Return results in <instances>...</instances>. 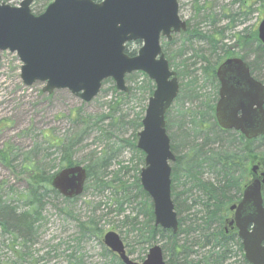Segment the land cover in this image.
I'll use <instances>...</instances> for the list:
<instances>
[{"label":"rangeland","instance_id":"obj_1","mask_svg":"<svg viewBox=\"0 0 264 264\" xmlns=\"http://www.w3.org/2000/svg\"><path fill=\"white\" fill-rule=\"evenodd\" d=\"M21 1L0 0L1 3L14 8H17ZM52 1L33 0L30 12L33 15L42 14ZM177 3L179 18L187 22L191 30H197L199 34L208 36L216 31L222 32L224 40L217 45L214 55L209 53L203 55L209 64L222 58L226 48L231 49V54L241 53L245 56L244 52L239 51L238 46L235 45L233 37L237 33L249 36L250 33L256 32L258 23L264 18V0L263 2L262 0H246L244 4L242 0H177ZM203 17H206V20L203 21ZM166 44L169 45L166 46ZM161 46L163 52L170 57L168 64L170 69L176 72L180 89L182 85L188 84L191 78V80H194V77L198 78V70L206 64L198 58H190L196 53L199 55L198 52H208L205 45L200 44L199 41H193L192 50L183 49L184 53L182 52L180 56L177 52L182 49L183 44L179 34L174 35L170 42L162 39ZM140 47V42H133L126 44L125 50L136 54ZM252 48H254L253 45ZM245 60L249 63L256 61L253 55ZM180 63H183L181 65H185L186 70L191 73L190 76H183L182 80L177 74L178 70L182 69ZM20 67L21 63L15 53L8 51L0 53V153L2 156L10 153L13 157L11 170L0 163L1 201L10 202V207L14 208L15 218L27 211L25 202L15 199L24 194L27 188L19 174L23 172L22 166L28 161L38 162L46 174H53L62 168L60 166L64 163L62 151L52 146L50 140L72 142L79 139L71 147L72 155L67 160L72 161L74 165L86 166L100 155H109L108 168L105 172H99L98 177L107 183L111 180H120L130 187L129 202L118 207L115 203H111L114 200L112 192L106 189L96 190L90 183L86 192L69 201L41 189L39 191L42 195L41 215L40 219L34 223L33 236L22 244L20 240H15L0 231V264H119L116 258L113 261L112 255L105 252L107 250L102 244V236L107 232L117 234L123 240L126 251H130L131 254L128 255L130 259L140 263L145 247L142 249V245L138 246L141 239H138L134 232H130V227L125 224L138 228L143 219L138 213L142 199L138 197L135 187L131 186L134 183L133 177L136 176V168H142L143 163L140 166L138 155L124 144L125 142L130 145L136 144L134 126L127 122L147 105V85L141 83L143 75L133 73L126 76L125 85L128 88L126 94L117 92L112 81L111 83L105 81L99 94L92 101L84 103L65 89L54 90L51 94L43 93L45 83L35 82L31 86H24L20 80ZM255 68L258 77L264 79V56L258 58ZM128 77L131 79L128 80ZM198 87H200L199 84L196 89ZM113 91L121 96L118 97ZM185 91L186 89L179 93L177 100L167 112V118L171 121L169 124L173 125L169 126L167 134L173 137L174 145H176L175 140L179 144L184 141L177 149L176 156H184L187 145L193 142L194 137L199 143L198 135L193 137L192 134L187 133V118L180 122V126L177 124L179 110V113L189 109L194 110L198 105L195 100H185ZM200 93L207 94L209 91L205 86ZM111 105H114L119 112L118 116L113 118L114 121L118 117H123L120 125L116 124L113 127V119L111 122L105 119L94 124L100 116L108 115ZM86 117L90 118L87 123L83 122ZM110 150L113 154H110ZM256 154H258L257 162H252L249 169L252 165L257 164L260 168L264 165V148H258ZM199 179L214 185L218 182L215 175L207 170L199 173ZM251 180V175L248 174L243 179L244 185ZM178 181L179 184L174 183V193L177 195L176 200L180 203L181 210L177 219L184 218L185 227H191L195 225L193 215L201 210L200 207L194 206L192 201L201 202L203 198L195 190L188 193V186H184L183 183L186 181L182 177ZM174 186L170 185L171 201ZM237 197L235 190L231 188L224 197L218 193L215 200L223 202L228 198L236 200ZM235 203H228L226 208ZM117 207L122 212H119ZM174 212L177 211L174 210ZM134 218H136L135 221L128 222ZM89 221L93 222L96 231L101 232L98 237L88 230ZM210 231H214L213 225L210 226ZM165 237V234L157 237V241L148 245L147 248L155 244L160 247L167 246ZM179 240L182 242L184 239L181 236ZM193 249L197 250L196 247ZM228 249L229 256L224 264L241 262L242 251H238L235 243H231ZM202 254L203 250L200 251V256ZM192 259L190 257L188 260Z\"/></svg>","mask_w":264,"mask_h":264},{"label":"water","instance_id":"obj_2","mask_svg":"<svg viewBox=\"0 0 264 264\" xmlns=\"http://www.w3.org/2000/svg\"><path fill=\"white\" fill-rule=\"evenodd\" d=\"M32 2L22 0L17 8L0 2V53L16 54L24 86L45 83L43 93L65 89L88 103L106 80L123 94L128 92L124 79L130 74L141 73L153 83L135 145L144 157L139 185L151 201L154 227L176 234L178 222L170 198L174 157L164 117L178 95V82L161 52L160 39L169 42L172 35L186 31L177 0H53L38 16L30 12ZM256 37L264 47V19ZM132 42L141 47L128 57L125 46ZM215 78L218 128L238 132L247 141L262 137L264 84L250 76L240 58L223 61ZM86 177L84 167H67L53 174L49 185L63 199L72 200L82 195ZM261 178L251 181L240 201L229 207L233 215L228 225L236 230L247 264H264V173ZM102 244L121 264H138L126 255L117 234L105 233ZM140 264H165L161 248H149Z\"/></svg>","mask_w":264,"mask_h":264},{"label":"trees","instance_id":"obj_3","mask_svg":"<svg viewBox=\"0 0 264 264\" xmlns=\"http://www.w3.org/2000/svg\"><path fill=\"white\" fill-rule=\"evenodd\" d=\"M92 1L99 3L101 0ZM245 2L246 0H242L243 4ZM238 3L241 5V2L238 1ZM180 37H182L183 44L182 49H179L177 52V54L180 56L183 52V49H185L187 46H190L193 41L201 42L202 39H206L207 43L215 48L218 44L222 43V40H224L222 38L221 31H216L213 33V35L208 36L199 34L197 30H190L189 28L186 33L180 34ZM233 38L235 45L238 46L239 51L244 52L245 56H243L241 53L231 54V49L226 48L225 51H223V57L219 58L215 63L209 64L208 60L204 61L206 65L201 67L200 71L202 73V79L204 83L213 86L211 97L207 101H202L199 103L194 110L189 109L180 113L179 110L177 112V124L180 126V122L187 118V120H190V124L196 133L195 136H199V143L197 142L196 137H194L193 142H190L187 145L184 156L175 155L176 161L171 166L170 175L171 184H173V186L174 183L179 184L178 179L182 177L186 181L183 183L184 186H188V193L195 190L202 195L203 199L200 200L202 203H196L195 201H192L194 206H198L201 209L193 215L195 217V225L193 224L191 227H185L184 218H180L177 219L178 231L176 234H172L170 231H162L158 228H155L153 225L152 206L147 195L141 190L138 177L134 179V183L131 185L135 187L138 197L142 199L141 208H139L138 213L143 219L139 225L140 228H135L134 225L130 224L125 225L130 227V232H134L135 236H137L138 239H141V242L138 244V246L142 245V249L145 247L142 257L140 258L141 261L146 255L145 252L148 250V245L150 246L151 243L157 241V237H162L163 234L166 235L165 238L167 239L168 246L167 247L164 245L161 247L165 264H224L225 260L228 259V248L231 243H235L238 251L241 252V245L237 239L235 231L230 228L226 231L224 230V228L227 226L228 217L230 216V213L226 207L228 206V203H235L236 201H239L242 189L245 186L243 179L248 174H250L249 165L252 162H257V149L264 148V136L253 141H246L240 134L236 132H224L216 127L212 116L213 103L216 100L217 89V83L214 74L216 67L227 58L240 56L245 60V58H248V56L253 55L256 61L253 63L247 62V65L249 67L251 76L255 80L262 82V79L257 75L258 73L255 65L258 58L260 56H264V48L257 41L255 32L250 33L249 36H243L241 33H237V35ZM167 45L169 44H166V46ZM252 45L254 48H252ZM224 47L225 46L223 45V48ZM124 53L129 57L135 55L134 52H128L127 50H125ZM163 54L165 55L167 61L170 62V57L167 55V53L163 52ZM181 64L183 63H180L182 69L178 70L177 74L182 80L183 76H190L189 74L191 73L186 70L187 67L185 65ZM130 79L131 77H128V80ZM191 79L189 80L188 84L181 86V93L184 89H186L184 95L185 100L197 101L195 91L197 90L196 86L198 83L195 77L194 80ZM125 80H127L126 77ZM106 83H111V81H106ZM141 83L147 85L148 100L153 92L154 86L145 77ZM113 93L118 97L121 96L115 91H113ZM144 109L141 110L140 113L136 114L131 121L129 120L127 122V124H132L134 126L135 136L141 130V120ZM118 113L119 112L116 107L111 105L109 107L108 115L100 116L94 124L105 119H108L111 122L113 118L118 116ZM167 115L168 114L165 116V120H167L168 128L170 120L167 118ZM89 120L90 118L86 117L83 122L87 123ZM121 121H123V117H118L115 121L113 119L112 126L115 127L116 124L120 125ZM78 140L72 142H69V140H50V144L52 146L60 148L62 151V160L64 164L60 167L63 168L74 165V163L70 160H67V158H71V147L74 145V143L76 144ZM135 141L136 137L134 142ZM183 142L184 141H181L180 144H183ZM125 145L132 148L135 154L138 155V163L141 166L143 163L142 153L136 150L135 144L130 145L125 142L124 146ZM255 147H257V149H255ZM177 148L178 145H174L173 138H171V151L173 154H176ZM110 154H113V151L110 150ZM109 158L110 156L107 154L102 156L100 155L95 159V161L83 166L87 176L83 193L86 192L89 183L92 184L96 190H109L112 192V198L114 199L111 203H115L116 206L119 207L122 204L129 202L128 189L130 187H127L125 183L120 180H111L109 183H107L106 181H102V178L98 177V175H100L99 172H105V169L108 168V164L110 162ZM12 161L13 157L10 153H8L6 156H2L0 153V163L8 167L10 170L13 169L11 164ZM139 170L140 169L138 168L136 172L139 173ZM203 170H207L210 174L215 175V178L218 179L216 185L211 182L204 183L199 179V173ZM22 171L23 172H20L19 174L22 180L26 183L27 188L24 194H21L20 197H16L15 199H17V201H24L28 209L15 218L14 208L10 207V202L7 203L5 201H1L2 199L0 194V231L5 235L11 236L15 240H20L22 244H25L27 240L33 236L34 223L40 219V199L42 195L39 194V191L43 189L48 192L50 191V193L54 195H57V193H55L49 187V181L54 173L49 175L46 174L44 168H41L38 162L34 163L28 161L26 165L22 166ZM231 188H233L235 193L238 195L236 200H232L231 198H228L223 202L215 200V197L218 193L224 197V194H226ZM174 191L175 186L173 187L172 202L174 204V210L177 211L176 215L178 217V213L181 211L180 203L177 202V195L174 193ZM262 197L264 205V190L262 192ZM118 207L117 210L122 212L120 208L118 209ZM197 214H199L198 217ZM131 220L135 221L136 218L127 221L131 223ZM211 225L214 226V231H210ZM88 230H90L92 233H95V236L97 237L99 233H101L99 230L96 231L92 221H89ZM181 236L184 239L182 242L179 240V237ZM195 247L197 250L193 249ZM201 250H203L204 255L202 254L200 256ZM129 252L127 251L128 254H131ZM190 257L193 259L188 260ZM111 259L115 261L114 256H111ZM237 264L247 263L244 261L243 257H241V262H238Z\"/></svg>","mask_w":264,"mask_h":264},{"label":"bare ground","instance_id":"obj_4","mask_svg":"<svg viewBox=\"0 0 264 264\" xmlns=\"http://www.w3.org/2000/svg\"><path fill=\"white\" fill-rule=\"evenodd\" d=\"M203 21L204 20H206V17H203V19H202ZM185 24H186V31L184 32V33H186L187 32V30H188V28H189V25H188V23L187 22H185ZM190 29V28H189ZM191 30V29H190ZM184 33H182V34H184ZM200 44H203V45H205L206 46V48H208V52H203V53H201V52H198V54L199 55H196V54H194V55H192V58H190V59H195V58H198L200 61H203V63H204V61L205 60H207V58H205L203 55L204 54H208L209 53V55H212L213 53H215L214 51L216 50V47L215 48H213L212 46H210L208 43H207V41H206V39H202V41L200 42ZM191 46V45H190ZM190 46H187L186 48L187 49H189V51H190V49L192 50V46L190 47ZM185 48V50H187ZM213 50V51H212ZM184 53V52H183ZM214 55V54H213ZM169 63V62H168ZM174 72V71H173ZM175 74H176V72H174ZM177 78V77H176ZM264 78V77H263ZM195 79H196V81L198 82V84L200 85V87L195 91V95H196V100H197V102H198V104L199 103H201L202 101H207L210 97H211V92H212V89H213V86H211V85H208L207 83H204V81H203V79H202V73H201V71H200V69L198 70V78L197 77H195ZM106 81H108V80H106ZM109 81H111V80H109ZM105 82V81H104ZM104 82H102V84L104 83ZM178 82V81H177ZM262 82L264 83V79H262ZM102 84H101V86H102ZM201 84H202V86H201ZM206 86V89H208V91H209V93H207V94H202V93H200L201 92V90H202V88L203 87H205ZM101 89V88H100ZM100 92V91H99ZM179 93H181V89H180V86H179V84H178V95H179ZM177 95V96H178ZM194 95V94H193ZM214 96V95H213ZM216 100H217V89H216ZM216 100H215V102L213 103V111H212V116H213V119H214V122H215V124H216V121H215V117H214V105H215V103H216ZM164 121H165V131H166V135H167V137H168V139H169V143H170V151H171V138H173V137H171V136H169L168 134H167V131L169 130V128L170 127H168L167 128V120H165V118H164ZM188 122V124H187V133H189V134H192V136L194 137L195 135H196V133H195V131H194V129L192 128V125L190 124V120H188L187 121ZM169 123H171V121H169ZM169 126L170 125H172V124H168ZM173 126V125H172ZM217 127V126H216ZM218 128V127H217ZM227 132V131H226ZM231 132H233V131H231ZM137 139V138H136ZM176 141V140H175ZM177 145H178V148L181 146L179 143H176ZM177 147V146H176ZM177 148V149H178ZM171 153H172V155H173V157H174V161L172 162V163H170V169H171V166H172V164L176 161V156H175V154H173V152L171 151ZM176 153H177V150H176ZM178 156V155H177ZM143 168V167H142ZM142 168H140V170L142 169ZM137 169L138 168H136V170H135V174H136V176H134L133 177V179H135L136 177H138L139 176V173H140V170H139V173H137L136 171H137ZM138 175V176H137ZM29 240V239H28ZM137 260V259H136ZM135 263H138V262H136V261H134ZM141 263V262H140ZM140 263H138V264H140Z\"/></svg>","mask_w":264,"mask_h":264},{"label":"flooded vegetation","instance_id":"obj_5","mask_svg":"<svg viewBox=\"0 0 264 264\" xmlns=\"http://www.w3.org/2000/svg\"><path fill=\"white\" fill-rule=\"evenodd\" d=\"M217 85H218V83H217ZM260 169V168H259ZM262 172V171H261ZM259 170L258 171H256V173L254 174V176H252V178L253 179H259V176H260V173H261Z\"/></svg>","mask_w":264,"mask_h":264}]
</instances>
